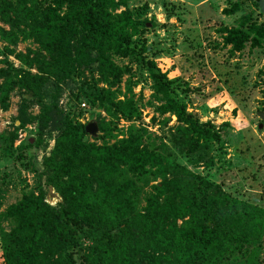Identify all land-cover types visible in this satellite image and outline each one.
<instances>
[{
  "label": "trees",
  "instance_id": "1",
  "mask_svg": "<svg viewBox=\"0 0 264 264\" xmlns=\"http://www.w3.org/2000/svg\"><path fill=\"white\" fill-rule=\"evenodd\" d=\"M127 1L0 0L5 50L13 53L18 41L38 47L14 52L19 66L4 60L0 67V110L8 108L14 88L38 106L31 115L20 100L17 125L0 132V160L24 158L31 145L44 149L54 131L40 175L59 196L50 205L38 188L0 212L8 226L0 228V264H261L264 205L231 195L176 159L210 165L227 122L216 126L186 110L179 83L145 56V4L134 11ZM239 8L234 1L222 12ZM219 31L230 54L245 43L249 49L264 45V21L250 12ZM122 59L127 62L118 64ZM84 70L89 78L69 96L103 112L92 137L99 143L86 139L87 122L79 121L75 105L58 103L62 84ZM142 72L159 101L157 117L174 116L166 141L139 123L141 94L134 97L132 88ZM33 121L34 143L13 145L16 129ZM157 121L167 125L168 117Z\"/></svg>",
  "mask_w": 264,
  "mask_h": 264
},
{
  "label": "rangeland",
  "instance_id": "2",
  "mask_svg": "<svg viewBox=\"0 0 264 264\" xmlns=\"http://www.w3.org/2000/svg\"><path fill=\"white\" fill-rule=\"evenodd\" d=\"M234 1H239V10L224 14L222 9ZM144 4V18L149 28L142 35L148 47L145 56L155 60L168 78L179 83L176 92L185 102L187 111L195 113L200 121L209 120L216 126L227 122L220 131V143L214 144L210 151V165L206 166L202 162L191 164L179 154L176 155L177 161L205 175L231 195L263 206L264 110H261V89L264 80V45L249 49L248 43H245L242 50L230 54L228 47L221 45L219 29L233 25L240 15L249 12L256 14L259 21H264V0L127 1L128 7L134 11L143 9ZM0 25L7 28L6 24L0 22ZM5 46L8 45L0 40V67H5L4 60L13 66L20 65L14 52L38 50L37 44L31 41H18L13 53H8ZM117 62L125 64L127 60ZM31 70L34 71L33 68ZM89 76L84 70L80 78L67 79L62 84L58 101L64 108L69 104L75 105V112H80L78 119L84 123L96 122L98 114L104 115L84 98L74 103L69 96L70 92L76 91L80 81ZM136 78L138 81L132 91L134 97L141 94L139 123L166 141L168 127L174 123V116L165 114L157 117L154 106L159 101L152 96L151 82L146 72L137 73ZM22 98L26 100V111L31 115L37 113L38 106L31 98L14 88L9 94L8 108L0 110V132L11 131L17 125L18 122L13 118ZM81 102L84 103L83 107L79 105ZM258 113H262V118ZM152 116L155 117L153 122L150 120ZM162 117H168L167 125L157 121ZM125 124L124 121L118 123L119 126ZM35 128V121L18 127L13 145L26 141L33 144ZM54 133L51 131L45 137L44 149L31 145L24 149V158L0 160V212L22 193L38 188L43 190L48 204L56 205L59 201V196L43 184L40 175L41 156L52 146ZM95 136L89 133L86 139L99 143L100 140L94 139ZM205 163L209 164V161ZM0 228L8 230L7 222L1 218ZM260 256L261 264H264V227Z\"/></svg>",
  "mask_w": 264,
  "mask_h": 264
},
{
  "label": "water",
  "instance_id": "3",
  "mask_svg": "<svg viewBox=\"0 0 264 264\" xmlns=\"http://www.w3.org/2000/svg\"><path fill=\"white\" fill-rule=\"evenodd\" d=\"M148 25V23H146V26ZM258 116L260 118H262V113H258ZM261 124H259L260 126ZM84 130L88 133H90L91 135L95 136L97 134V126L95 124V122H87L85 125H84ZM29 140L31 141V138H29Z\"/></svg>",
  "mask_w": 264,
  "mask_h": 264
},
{
  "label": "built area",
  "instance_id": "4",
  "mask_svg": "<svg viewBox=\"0 0 264 264\" xmlns=\"http://www.w3.org/2000/svg\"><path fill=\"white\" fill-rule=\"evenodd\" d=\"M79 105H80L81 107H83V106H84V103H83V102H81Z\"/></svg>",
  "mask_w": 264,
  "mask_h": 264
}]
</instances>
